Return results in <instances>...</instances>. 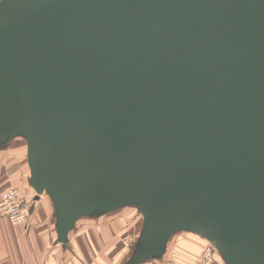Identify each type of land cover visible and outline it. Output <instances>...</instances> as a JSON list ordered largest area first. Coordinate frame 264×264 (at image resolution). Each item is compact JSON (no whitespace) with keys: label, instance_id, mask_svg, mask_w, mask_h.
<instances>
[{"label":"water","instance_id":"water-1","mask_svg":"<svg viewBox=\"0 0 264 264\" xmlns=\"http://www.w3.org/2000/svg\"><path fill=\"white\" fill-rule=\"evenodd\" d=\"M17 137L63 244L134 206L127 264L183 231L264 264V0H0V148Z\"/></svg>","mask_w":264,"mask_h":264},{"label":"crops","instance_id":"crops-1","mask_svg":"<svg viewBox=\"0 0 264 264\" xmlns=\"http://www.w3.org/2000/svg\"><path fill=\"white\" fill-rule=\"evenodd\" d=\"M20 138L22 137L15 139ZM15 139L0 150L13 146ZM13 165L0 174V177H3L0 178V197L9 183L10 186L16 184L15 181L22 172L21 161ZM30 190L33 210L31 221L27 226H16L8 218L0 217V264H114L117 260H121L123 255L121 256L122 253L118 249L120 246L116 235L117 230L122 228L120 225L125 226L126 222L115 216L118 214L117 210L101 215L107 218V215L115 213V217L107 221L103 219L97 221L95 220L98 219L97 217L79 219L69 234L68 243L63 244L58 239L54 207L49 195L42 193L36 198V191L32 186ZM141 226L139 224L137 235ZM134 229L133 224L131 231ZM185 243L187 242L181 238L172 237L161 259H151L140 264H178L177 261L183 264V259L177 256L178 251L183 250ZM119 255L120 258H117Z\"/></svg>","mask_w":264,"mask_h":264},{"label":"rangeland","instance_id":"rangeland-1","mask_svg":"<svg viewBox=\"0 0 264 264\" xmlns=\"http://www.w3.org/2000/svg\"><path fill=\"white\" fill-rule=\"evenodd\" d=\"M14 142L15 144L13 146L0 150V174L1 172L2 173L6 172V169H8L10 166H14L13 164L15 163L18 164V161L22 162V172L18 176L17 180L15 181L16 184L10 186L11 183H9L8 185L10 187L8 186L4 190L16 188L19 191V195L23 199L30 200V198H32L29 195L31 191L30 190L31 185L29 184V181H28V176L30 175V167L27 161L26 142L22 138L15 139ZM15 171L16 170H14V172ZM14 172L10 171V173H14ZM0 178H3V177H0ZM32 206H33V203H32ZM32 210H33V207H32ZM117 211H118L117 212L118 214L116 213L117 215L115 216H119L120 217L119 219L122 222L123 221L126 222V225L125 226L120 225V227L122 228L120 230H117L116 238H118L119 240L118 244L120 246L118 249H120V253H122L121 256L122 255L123 256L121 257V260L120 259L117 260V262L116 263L114 262V264H120V262L121 264H127V260L133 251L134 244L136 242L137 236L139 235V234L137 235V229L139 228V224L141 226L142 216L138 213L137 208L134 206H126ZM114 214L115 213H113V215H107L108 216L107 218L106 216H98L97 217L98 219H95V220L98 221V220L103 219L107 221L115 217ZM0 217L1 218L6 217L13 223V221L8 216L0 215ZM120 220H118L119 223H120ZM30 221L31 220H29L28 223L23 226H27L30 223ZM13 224L16 226H20V224H15V223ZM133 224L135 226V229L134 231H131L133 230ZM173 238H181L182 240L187 242L183 246V250L178 251V256H177V258L181 257L183 259V264H199L202 255H204L206 249H209V248H211L212 252L214 253V259L211 261L210 264H225L221 255L217 256L215 249L211 246L210 242L207 239L202 238V236L195 234V233L183 231V232L176 233L173 236ZM117 258H120V255ZM177 263L181 264L180 261H177Z\"/></svg>","mask_w":264,"mask_h":264},{"label":"built area","instance_id":"built-area-1","mask_svg":"<svg viewBox=\"0 0 264 264\" xmlns=\"http://www.w3.org/2000/svg\"><path fill=\"white\" fill-rule=\"evenodd\" d=\"M32 207V201L23 199L16 188L4 191L0 197V215L8 216L15 224H27L32 216ZM211 246L216 252L217 248L212 244ZM213 259L212 249H206L199 264H210Z\"/></svg>","mask_w":264,"mask_h":264},{"label":"bare ground","instance_id":"bare-ground-1","mask_svg":"<svg viewBox=\"0 0 264 264\" xmlns=\"http://www.w3.org/2000/svg\"><path fill=\"white\" fill-rule=\"evenodd\" d=\"M216 254H217V256H219L220 254H219V252L216 250Z\"/></svg>","mask_w":264,"mask_h":264}]
</instances>
